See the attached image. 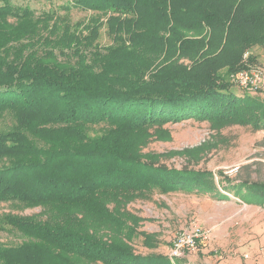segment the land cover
<instances>
[{
  "label": "trees",
  "instance_id": "obj_1",
  "mask_svg": "<svg viewBox=\"0 0 264 264\" xmlns=\"http://www.w3.org/2000/svg\"><path fill=\"white\" fill-rule=\"evenodd\" d=\"M47 4L0 0V204L41 209L4 217L20 238L0 240V264H173L131 246V201L233 191L264 204L263 182L219 186L208 172L143 155L169 123L264 131V95L238 93L229 79L247 67L246 52L262 66L253 51L264 50V0Z\"/></svg>",
  "mask_w": 264,
  "mask_h": 264
},
{
  "label": "rangeland",
  "instance_id": "obj_2",
  "mask_svg": "<svg viewBox=\"0 0 264 264\" xmlns=\"http://www.w3.org/2000/svg\"><path fill=\"white\" fill-rule=\"evenodd\" d=\"M13 1L41 11L48 8L47 2L61 5L70 0ZM72 17L74 22H80L86 14L77 11ZM109 44L110 39L105 36L101 45ZM253 53L264 66V50ZM248 61H244L247 66L250 65ZM184 64L189 65L187 61ZM236 72L229 79L234 90L241 93L243 90L234 84ZM2 124L0 122V127ZM164 128L167 129L165 134H153V142L143 149V155L160 157L158 165L167 169L208 172L215 176L214 181L219 186L221 182L230 185L224 179L235 177L237 181L249 178L252 182L264 183V131H255L247 125L224 126L196 120L169 123ZM237 181L235 183H240ZM225 194L227 199L215 200L205 194L175 191L156 194L149 200L131 201L127 211L134 218L132 227L137 236L129 243L143 256H170L176 241L196 226L201 234L195 250L184 249L181 257L173 259V264H264V204L244 202L233 191ZM21 209L12 204H0V240L3 243H15L20 238L3 228L6 215L32 216L41 212L39 208ZM94 225L110 232L113 228ZM144 243H152L153 248Z\"/></svg>",
  "mask_w": 264,
  "mask_h": 264
},
{
  "label": "built area",
  "instance_id": "obj_3",
  "mask_svg": "<svg viewBox=\"0 0 264 264\" xmlns=\"http://www.w3.org/2000/svg\"><path fill=\"white\" fill-rule=\"evenodd\" d=\"M251 54H244V61H248ZM234 84L245 92L252 95H264V66H247L236 72L234 76ZM201 230L198 227H193L186 231L183 236L178 239L171 250V258L177 259L183 255V250H195L197 238L200 236Z\"/></svg>",
  "mask_w": 264,
  "mask_h": 264
}]
</instances>
